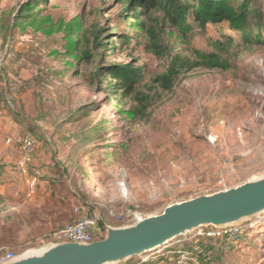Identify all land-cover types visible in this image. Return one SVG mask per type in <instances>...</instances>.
Wrapping results in <instances>:
<instances>
[{
  "label": "rangeland",
  "instance_id": "1",
  "mask_svg": "<svg viewBox=\"0 0 264 264\" xmlns=\"http://www.w3.org/2000/svg\"><path fill=\"white\" fill-rule=\"evenodd\" d=\"M251 6L264 15V0ZM143 19L125 0H0V147L18 131L60 150L77 200L71 212L96 219L95 241L106 227L264 178V20L259 34L255 21L243 32L200 27L191 15L177 29L166 24L169 51L229 50L230 68L186 72L164 93L150 81L168 62L147 49ZM96 31L102 47L92 43ZM124 63L140 68L141 90L155 94L138 118L105 75ZM7 209L0 200V256L37 254V243L11 231L26 224L9 229ZM236 225L234 243L193 230L119 264H170L183 252L197 264H264V212Z\"/></svg>",
  "mask_w": 264,
  "mask_h": 264
},
{
  "label": "water",
  "instance_id": "2",
  "mask_svg": "<svg viewBox=\"0 0 264 264\" xmlns=\"http://www.w3.org/2000/svg\"><path fill=\"white\" fill-rule=\"evenodd\" d=\"M261 212L264 178L170 205L130 226L106 227L105 237L91 244L51 243L6 264H119L198 228L233 226Z\"/></svg>",
  "mask_w": 264,
  "mask_h": 264
},
{
  "label": "trees",
  "instance_id": "3",
  "mask_svg": "<svg viewBox=\"0 0 264 264\" xmlns=\"http://www.w3.org/2000/svg\"><path fill=\"white\" fill-rule=\"evenodd\" d=\"M191 1L192 4L186 0H125L131 12H138L144 18L141 28L147 37V49L159 58H166L168 62L166 70L153 76L150 81L152 86L164 93L171 92L177 79L186 72L195 69L228 70L230 68L229 50L221 49L208 54L193 51V55H180L169 51L163 45L161 38L167 25L177 29L185 24L187 15H191L193 21L200 27L228 23L232 30L243 32L249 29L250 21H255L258 34L263 27L264 15L251 6V0H242L239 3H234L232 0ZM156 12L161 16H155ZM93 35V45L102 47L100 32L96 31ZM258 43L263 44V42ZM84 57L90 59V53L84 52ZM105 71V75L113 79L118 91L123 96L130 97L135 103L131 116L138 118L146 115L155 100V94L141 90L143 81L141 69L124 63L108 65ZM149 91H152L150 87Z\"/></svg>",
  "mask_w": 264,
  "mask_h": 264
},
{
  "label": "crops",
  "instance_id": "4",
  "mask_svg": "<svg viewBox=\"0 0 264 264\" xmlns=\"http://www.w3.org/2000/svg\"><path fill=\"white\" fill-rule=\"evenodd\" d=\"M19 133L14 131L9 138L13 141L24 138L34 140L32 168L40 171V180L34 194L28 197L24 177L15 167L20 159V147L16 143L5 142L6 145L0 147V200L8 201L6 213L8 220L10 219L9 229L13 224L17 225L16 221L26 224L23 231L15 227L11 229L15 237H29V242L34 241L38 244L37 248H41L50 242L55 231L75 219L76 214H72L71 208H74L77 200L69 185L60 150L52 145L42 144L37 140L39 136H20ZM10 244L15 242H7L1 248Z\"/></svg>",
  "mask_w": 264,
  "mask_h": 264
},
{
  "label": "built area",
  "instance_id": "5",
  "mask_svg": "<svg viewBox=\"0 0 264 264\" xmlns=\"http://www.w3.org/2000/svg\"><path fill=\"white\" fill-rule=\"evenodd\" d=\"M7 144L16 143L20 147V159L16 164L17 171L23 175L24 183L27 189V196L30 197L34 194V191L40 180V171L32 168V154L35 147L34 140L30 138H24L13 141L8 138L5 141ZM75 219L55 231L51 238V243H77V244H91L96 239L94 237L97 226L96 219L91 216L86 210L75 209ZM140 220V219H138ZM137 220V221H138ZM197 234L209 239H225L230 243H234L239 238L242 228L239 225L224 226V227H201L196 229ZM16 257L10 254H4L0 256V264H6L11 262ZM170 264H197L192 260L187 253H179L174 262Z\"/></svg>",
  "mask_w": 264,
  "mask_h": 264
}]
</instances>
